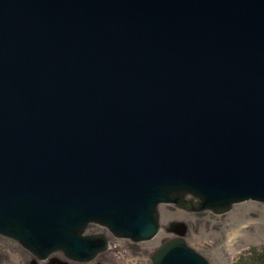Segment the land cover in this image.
<instances>
[{
	"label": "water",
	"instance_id": "95a60500",
	"mask_svg": "<svg viewBox=\"0 0 264 264\" xmlns=\"http://www.w3.org/2000/svg\"><path fill=\"white\" fill-rule=\"evenodd\" d=\"M189 193L198 200H185ZM264 203V0H0V234L38 259L140 242L162 203ZM153 264H210L182 236Z\"/></svg>",
	"mask_w": 264,
	"mask_h": 264
},
{
	"label": "rangeland",
	"instance_id": "374dc122",
	"mask_svg": "<svg viewBox=\"0 0 264 264\" xmlns=\"http://www.w3.org/2000/svg\"><path fill=\"white\" fill-rule=\"evenodd\" d=\"M195 203L192 194L183 195ZM160 232L152 239L134 242L115 236L108 228L89 223L84 234H104L111 241L108 250L90 261L70 259L62 250L38 259L16 239L0 234V264H153V253L169 238L182 236L189 246L210 264H242L252 248L264 247V203L249 200L234 204L230 211H188L176 204L158 207Z\"/></svg>",
	"mask_w": 264,
	"mask_h": 264
},
{
	"label": "trees",
	"instance_id": "16d2710c",
	"mask_svg": "<svg viewBox=\"0 0 264 264\" xmlns=\"http://www.w3.org/2000/svg\"><path fill=\"white\" fill-rule=\"evenodd\" d=\"M247 256L243 257L242 264H264V247L252 248Z\"/></svg>",
	"mask_w": 264,
	"mask_h": 264
}]
</instances>
